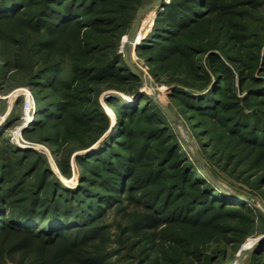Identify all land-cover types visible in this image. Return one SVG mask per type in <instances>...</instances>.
Listing matches in <instances>:
<instances>
[{
    "label": "trees",
    "instance_id": "obj_1",
    "mask_svg": "<svg viewBox=\"0 0 264 264\" xmlns=\"http://www.w3.org/2000/svg\"><path fill=\"white\" fill-rule=\"evenodd\" d=\"M146 1L0 0V89L31 90L40 119L23 136L79 180L68 188L40 152L11 144L21 118L0 126V264H235L264 231V0H167L149 13L132 53L178 127L122 53ZM248 256L264 264V247Z\"/></svg>",
    "mask_w": 264,
    "mask_h": 264
},
{
    "label": "rangeland",
    "instance_id": "obj_2",
    "mask_svg": "<svg viewBox=\"0 0 264 264\" xmlns=\"http://www.w3.org/2000/svg\"><path fill=\"white\" fill-rule=\"evenodd\" d=\"M155 0H147L145 5L150 3V2H153ZM152 16L153 14H148L145 16L144 20H143V23H142V27H141V31H140V38H139V42L141 41V39L143 37L146 36V34L149 32L151 26H152ZM131 59H132V62L133 64L140 70L143 72V74L145 76H150L146 66H145V63L143 60L141 59H138L136 56H135V53H132L131 54ZM151 79L153 80V78L151 77ZM20 88H25V87H17L11 91H7V92H2L1 89H0V116L1 118H4L9 107L11 108L12 107V112L11 114L7 117L10 118L12 116H16L17 118H21L22 115H23V110H22V105L21 103L18 105L15 100L11 97V95L18 89ZM142 92H146L150 95H154L155 96V93L156 91L159 93L158 94V100L164 104V105H167L170 103V101L168 100V97L166 95V89L163 88V87H160L158 86L155 81L153 80V83L152 84H144V87L142 88L141 90ZM110 94L114 93V92H109ZM118 95H121L118 93ZM109 98V95L107 94H103V96L101 97V103L105 109V113L107 115V117L110 119V122H111V127L113 126V124L116 122V116L113 114V111L112 109H110L105 100ZM156 98V97H155ZM129 99H131V97H129ZM17 104V105H16ZM6 119V120H7ZM40 119V116L39 115H36V118H35V122H38V120ZM21 123V120L19 121V123H16L15 126H13L12 128H10V130H8L6 132V136L7 138H9V135L8 133H10L9 131L11 130H14L15 128H17L18 126H20L19 124ZM23 132L24 130L22 131L21 133V140H24L25 142L29 143L28 145H30L31 148H20V147H17V148H20V149H33V150H36L38 152H40L43 156H45L47 159H48V162H49V166L51 168V170L53 171V173L56 175V177L65 185L67 186L68 188H74L78 185L79 183V180H78V174L75 172L73 177L71 179H66L64 178L62 175H60V171H59V162H60V158L59 156H56L54 153H53V149L51 148V146L49 145H45V144H40V143H36V142H29L28 140H26V138L23 136ZM182 136L184 138H189V132H186V130H182ZM10 139V138H9ZM189 140L191 141V139L189 138ZM10 142H11V139H10ZM11 144H13L11 142ZM23 144V143H22ZM14 145V144H13ZM15 146V145H14ZM191 148H189L188 151H190ZM195 149L196 146H195ZM192 150V149H191ZM186 151V150H185ZM194 152V150H193ZM78 154V153H76ZM74 154L73 157L76 155ZM74 159H72L73 161ZM223 178L228 180L229 182L231 181L233 184H235V187L238 188L240 191H242L243 193H249V189L243 185V183L241 182H235L233 180H230L229 177L227 175H223ZM225 187L227 189H229L228 185L225 183L224 184ZM231 189V188H230ZM237 191V189H236ZM252 195V194H251ZM253 197V196H252ZM255 200L257 201L258 205L257 207L259 208V210L262 212V215L264 216V204H262L261 202V199L258 197V196H255L254 197ZM106 222H108L109 224L111 225H114L113 226V230H112V234H120V231L118 229V227L116 228V224H114L115 222H118V219L115 218V216L112 214V216H109L108 219L106 220ZM264 238V231H263V228L260 227L258 228V231L256 232V234L254 236H251L250 238H248L245 243L242 245L241 249L239 252L236 253V255L234 256V262L235 264H238L239 262V259H240V253L243 251V249H248L250 248L251 246H253L254 244H257L259 243L262 239ZM114 249V248H113ZM130 262V260H128L127 262L125 261L124 263H128ZM138 260H135L132 264H138L137 263ZM9 264H13V263H9ZM243 264H257L255 261H253L250 256H247L245 257L244 261H243Z\"/></svg>",
    "mask_w": 264,
    "mask_h": 264
},
{
    "label": "water",
    "instance_id": "obj_3",
    "mask_svg": "<svg viewBox=\"0 0 264 264\" xmlns=\"http://www.w3.org/2000/svg\"><path fill=\"white\" fill-rule=\"evenodd\" d=\"M167 0H155L153 2H150L146 4L145 6L141 7L137 13V16L133 22V25L128 33V35L125 37L123 41L122 46V53L124 55V60L128 68L130 69L131 73L139 78L144 84H152L153 80L149 76H145L132 62L131 59V53L135 51L139 45V38H140V31L142 27L143 20L146 15H148L151 11L155 10L156 8L163 5V3ZM158 92L156 91L155 97L158 100ZM162 109L165 111V113L168 115V117L173 122L174 126L178 127L180 123V119L177 115H175L167 106L161 104ZM31 125H29L27 128H29ZM26 128V129H27ZM193 149L197 155V158L202 166V168L206 170L205 163L201 159L200 155L196 151L195 147L193 146ZM207 173V172H206ZM215 181V180H214ZM220 187H222L218 182H216ZM264 247V238L257 244H254L248 249H243V251L240 253V259L238 264H243V261L245 257L253 253L254 251L258 250L259 248Z\"/></svg>",
    "mask_w": 264,
    "mask_h": 264
},
{
    "label": "built area",
    "instance_id": "obj_4",
    "mask_svg": "<svg viewBox=\"0 0 264 264\" xmlns=\"http://www.w3.org/2000/svg\"><path fill=\"white\" fill-rule=\"evenodd\" d=\"M11 97L15 100V102L18 99H22L23 101V115L21 117V123L19 124L17 128L14 130L9 131L8 133L9 138L11 139V142L20 148H31L29 143L25 142L24 140H21V133L23 130H25L29 125H33L35 118H36V103L33 96V93L28 88H20L16 90ZM12 107L8 109L6 115L4 118H1L0 116V126L6 121L7 117L11 114ZM23 143V144H22Z\"/></svg>",
    "mask_w": 264,
    "mask_h": 264
},
{
    "label": "crops",
    "instance_id": "obj_5",
    "mask_svg": "<svg viewBox=\"0 0 264 264\" xmlns=\"http://www.w3.org/2000/svg\"><path fill=\"white\" fill-rule=\"evenodd\" d=\"M10 108V107H9Z\"/></svg>",
    "mask_w": 264,
    "mask_h": 264
}]
</instances>
